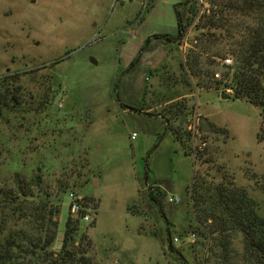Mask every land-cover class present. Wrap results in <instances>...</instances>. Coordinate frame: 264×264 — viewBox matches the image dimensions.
Instances as JSON below:
<instances>
[{"label":"rangeland","instance_id":"rangeland-1","mask_svg":"<svg viewBox=\"0 0 264 264\" xmlns=\"http://www.w3.org/2000/svg\"><path fill=\"white\" fill-rule=\"evenodd\" d=\"M151 1L0 0V87L19 100L0 94V184L41 168L60 207L55 254L73 192L89 214L79 233L91 239V264H255L241 233L226 248L205 233L190 185L193 176L204 184L226 177L264 214L260 110L222 98L232 91L212 78L199 85L181 65L210 1L180 7L192 21L182 39L174 37L180 0H158L148 12ZM213 32L224 44L225 32ZM212 58L203 55L202 65L218 79L225 67ZM161 113L189 140H176Z\"/></svg>","mask_w":264,"mask_h":264},{"label":"trees","instance_id":"trees-1","mask_svg":"<svg viewBox=\"0 0 264 264\" xmlns=\"http://www.w3.org/2000/svg\"><path fill=\"white\" fill-rule=\"evenodd\" d=\"M209 1L210 7L198 17L196 24L202 31L193 38L181 65L199 85L212 78L216 88L222 86L232 91L231 98L244 99L258 107L261 117L258 139L264 141V0ZM189 3L190 0H182L174 8L177 39L184 37L192 22L186 21L180 12V7ZM217 30L225 32V42L220 46L217 40L221 38L213 32ZM226 53L231 55L232 64H222L225 70L221 77L213 78L216 72L205 68L201 57L205 55V62L210 64L214 62L211 57L221 60ZM2 85L1 97L18 103L9 86ZM183 107L176 105L175 112L181 113ZM161 117L176 140L181 144L189 140L191 133L181 136L179 130L170 126L166 114L161 113ZM66 187L60 184V191ZM190 190L196 219L203 224L205 233L219 235L223 248L227 247L232 232L241 233L250 258L255 264H264V214L259 213L256 200L246 189L226 177L217 184H204L199 176H193ZM52 196L40 167L30 176L15 172L11 179L0 184V264H91L87 256L91 239L86 232L79 233L80 216H67L60 251L55 254L49 250L57 233V221L53 217L60 211L59 206L50 202ZM159 198L154 196L157 201ZM84 213L81 210L80 214Z\"/></svg>","mask_w":264,"mask_h":264},{"label":"built area","instance_id":"built-area-1","mask_svg":"<svg viewBox=\"0 0 264 264\" xmlns=\"http://www.w3.org/2000/svg\"><path fill=\"white\" fill-rule=\"evenodd\" d=\"M221 64L224 65H230L232 64V58L230 56H226L224 58H222L221 60ZM215 76H217V74L215 73ZM136 136L135 133H133L131 135V138H134ZM69 197V210L71 212L72 217H78L80 216V221H89V214L86 212L84 214H80L81 210H84L81 201L79 200V198H77V196L75 194H73V192H70L68 194ZM171 202H178L179 201V197L177 196H172L168 199ZM187 238L189 239V241H193L196 238V234L194 232H189L187 235ZM174 241H179L180 239L178 237H174L173 238Z\"/></svg>","mask_w":264,"mask_h":264},{"label":"crops","instance_id":"crops-1","mask_svg":"<svg viewBox=\"0 0 264 264\" xmlns=\"http://www.w3.org/2000/svg\"><path fill=\"white\" fill-rule=\"evenodd\" d=\"M157 1H158V0H152V1H151V3H150L149 6H148V9H149V8H150V9H149V10L147 9L148 12H149L151 9L154 8V6H155V4H156ZM181 1H182V0H180L177 4H175L174 7H173V9L175 8V6H178V4H179ZM147 10H146V11H147ZM174 13H175V10H174ZM175 16H176V15H175ZM143 18H144V14H143ZM143 18H142V20H143ZM142 20H141V21H142ZM163 36H164V35H163Z\"/></svg>","mask_w":264,"mask_h":264},{"label":"water","instance_id":"water-1","mask_svg":"<svg viewBox=\"0 0 264 264\" xmlns=\"http://www.w3.org/2000/svg\"><path fill=\"white\" fill-rule=\"evenodd\" d=\"M222 98H230L229 94L222 93Z\"/></svg>","mask_w":264,"mask_h":264}]
</instances>
